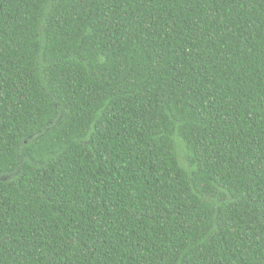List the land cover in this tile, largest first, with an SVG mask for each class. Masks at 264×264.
Masks as SVG:
<instances>
[{
	"label": "trees",
	"instance_id": "16d2710c",
	"mask_svg": "<svg viewBox=\"0 0 264 264\" xmlns=\"http://www.w3.org/2000/svg\"><path fill=\"white\" fill-rule=\"evenodd\" d=\"M0 264H264V0H0Z\"/></svg>",
	"mask_w": 264,
	"mask_h": 264
}]
</instances>
